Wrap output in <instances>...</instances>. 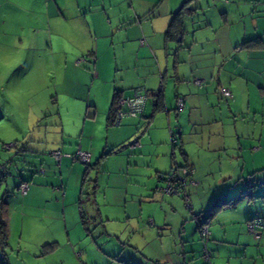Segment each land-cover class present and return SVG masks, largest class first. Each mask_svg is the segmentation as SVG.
Returning <instances> with one entry per match:
<instances>
[{
    "label": "crops",
    "instance_id": "obj_1",
    "mask_svg": "<svg viewBox=\"0 0 264 264\" xmlns=\"http://www.w3.org/2000/svg\"><path fill=\"white\" fill-rule=\"evenodd\" d=\"M9 1L26 19V24L22 20L14 27L18 37L12 46L14 55L31 60L32 70L42 66L44 76L53 70L57 93L75 100V118L80 120L74 132L61 124L62 136L56 143L22 137L16 140L18 150L11 149L10 155L18 156V168L26 170H16L13 189H0L8 207L9 235L2 251L9 264H42L46 259L43 264H66L68 260L83 264L79 258L88 259L86 240L92 233L82 205L84 166L68 157L57 164L50 153L81 148L90 152L92 161L100 151L97 169L107 155H116L105 153L107 148L127 141L143 125L142 137H136L140 144H127L131 151L138 148L139 154H126V162L115 169L119 173L131 166L137 173L136 168L143 167L146 190L152 186L157 194L143 201L148 217L134 224L136 231L129 227L128 207L124 219L107 218L122 224L128 236L136 233L143 241L152 240L153 245H142L147 248L142 259L153 264L159 260L186 264L183 255L188 257L199 245L194 243L196 235L202 242L213 237L222 242L235 240L238 246L243 242V256L248 248L252 251L247 259L264 256L262 245L253 246L252 234L245 228L250 217L264 218V186H253L252 197L244 194L251 178L264 176V0ZM176 14L180 29L168 35ZM80 59L85 60L77 64ZM197 79L205 84L197 86ZM219 83L229 88L232 101L221 98ZM161 86L163 107L156 109L153 92ZM138 89L152 93L142 114L125 116L113 128L107 118L114 94L130 97ZM177 96L184 100L181 110H176ZM58 103L63 122L62 111L70 112L72 101L58 99ZM98 123L101 129L96 135ZM172 130L180 141L177 150L167 143ZM258 146V151L251 150ZM174 161L196 169L188 191L193 210L208 211L207 238L180 200L156 190L162 183L157 174L168 171ZM34 162L39 166L29 172ZM40 167L45 168L44 174L38 173ZM209 177H220L223 182L208 191ZM21 180L28 181L25 195L16 189ZM15 230L18 241L13 243ZM119 231L101 234L107 240L113 235L120 240ZM254 238L264 244V228ZM27 240L34 243L23 244ZM49 243L56 245L41 257L35 255ZM57 255L68 258L57 261Z\"/></svg>",
    "mask_w": 264,
    "mask_h": 264
},
{
    "label": "rangeland",
    "instance_id": "obj_2",
    "mask_svg": "<svg viewBox=\"0 0 264 264\" xmlns=\"http://www.w3.org/2000/svg\"><path fill=\"white\" fill-rule=\"evenodd\" d=\"M17 12V10L12 8L9 0H0V157L4 160V163H7V169L10 173L8 176L6 175V185L2 186L3 189L7 190L13 189L14 187L12 178L16 181V170L22 168L26 170V168H18L20 166L18 164V156L12 155L13 160L11 162L7 160L8 156L12 152V147L4 150V148H2V143L8 144L14 141L17 144L16 140L21 141L22 137H35L48 142L56 143L62 136L60 131L61 124H64L66 127H71L70 132H74V126L76 123H80V120L75 118V100L64 97L60 92L57 93L59 84L56 83V76L52 74L53 70H51V74L49 76H44L43 70L41 69L42 66L34 64L36 65L34 67L35 70H32L31 62H29L31 60L28 61V58L25 57L26 61H22L20 59L24 56L23 54H19V56L14 55L15 52L12 50V46L13 44H16L15 42L18 39L17 33L14 31V27H17L19 22L22 20L23 23L26 24V19H22V15H19ZM81 91L82 90H79L80 94ZM58 99L59 101H67L68 104L72 101L70 112L62 111V116L64 117L63 122L60 120L61 114L58 113ZM98 124L96 135H99L101 129V124ZM143 126L140 127V132L146 128ZM77 127L79 128H75L76 131L81 128L80 125ZM139 131H136L133 136H131L127 141L122 142V144H117V146L113 149L112 147L107 148L105 153L108 154L114 152L116 155L111 157V154L107 155L108 158L103 161L104 163L101 161V166L97 169H95L97 162L95 160H99L102 156V152L99 151L97 158H94L93 156V167L89 175L86 177L82 196V205L87 226L91 229L92 233L91 237L88 236L89 239L86 240L88 244L87 250L89 252L88 259H86L84 255L79 258L83 264H153L141 257L142 253H144L147 249L144 248L146 246L143 247L142 245L145 242L150 243L148 245H153L150 238L143 241L141 238H138L139 235L136 233H131V235L128 236L127 234H124V227L122 224L107 221V218L119 220L124 219L123 213L126 212V208L128 207L127 215L131 217L129 227L136 231L138 227H135L134 224L139 222L140 219H144L145 221L148 217V213L145 210V203L143 201H146V196L151 197V195L157 194V192L152 191V186L148 185L146 190V181L148 178L145 174L147 171H145L143 167H139L138 169L136 168L137 173L134 171V167L131 166L120 170L119 173L115 169L116 165L126 162V154H139L138 148L131 151L127 145L133 142L136 137H142ZM141 139L143 140V138ZM167 143L169 144L170 149L177 150L172 146L170 138H168ZM13 148L14 150H18V144ZM37 166H39V164L36 165L34 162L33 167L30 168L29 172H33L32 170ZM163 169L167 170V166ZM97 174L98 185L95 193H93V182ZM13 176H15V178ZM127 182H130V185H128ZM208 182L210 183L209 189L207 188L208 191H213L214 188H218V184L220 185L223 182V179L220 177H209ZM254 184L258 185V187L264 186V176H255V178H251L250 186ZM252 188L254 189V187ZM68 197L69 193L67 194V198ZM171 198L180 200L182 205L185 206L183 200L179 197L171 196ZM186 212L189 217H191V214L187 209ZM111 224H116L118 227H113ZM104 230H108L110 232L112 230H121L117 234L120 240H118L113 234V236L108 237L109 239L107 240L106 234H101ZM16 232L17 230L13 232V243L18 241ZM142 235L143 234L141 233V236ZM177 237L178 236H176V238ZM254 237L256 236L252 234V245L255 247H260L262 245L260 249L261 253L264 254V244ZM242 239L243 238H241L240 241H242ZM30 242L31 244L34 243L33 241L27 240V242H24L23 244H28L29 246ZM194 243H198L199 245L195 246L196 248L192 251V254L189 252L188 257L186 254L183 255L184 263L189 264L195 260V264H208L201 258L203 242L198 235H196ZM165 244L170 248V245L167 244V242H164V245ZM191 244L192 242H190V245ZM239 244L240 245L238 246L235 240H226L222 242L214 237L209 238L206 241V246L211 254L210 264H255L256 258L258 259V264H264V256L259 257L257 255L258 252L255 253L257 257L253 256V259L245 258L250 256L252 251L248 248L246 256L244 257L243 246H241L243 242H240ZM84 245L82 244V246ZM14 247L16 246L14 245ZM42 250L43 247L41 246L35 255H42ZM105 253L110 256L108 257ZM0 256H4L1 245ZM37 256L36 259L38 258ZM62 256L57 255L55 258L57 261L62 259L65 261V258H68L64 255ZM114 257L116 259H114ZM117 258L119 261H117ZM46 260L41 263H45ZM65 263L73 264L71 260H68ZM154 264H166V262L159 260V263L155 261Z\"/></svg>",
    "mask_w": 264,
    "mask_h": 264
},
{
    "label": "trees",
    "instance_id": "obj_3",
    "mask_svg": "<svg viewBox=\"0 0 264 264\" xmlns=\"http://www.w3.org/2000/svg\"><path fill=\"white\" fill-rule=\"evenodd\" d=\"M180 17H178V14L174 15L171 22H170V25L168 27V31H167V34L170 35L175 29H180ZM178 27V28H177ZM199 79L195 80V84L197 86H203L205 83L204 81L201 83V84H198V81ZM201 80V79H200ZM222 85L219 83L218 84V87H217V90L221 96L222 99H225L226 101H232V98H228L226 96H224L221 92H220V87ZM120 98V95L119 94H114V100H113V104L109 110V113H108V118H107V121H108V124L109 125H114L113 121H114V118H115V115H116V112H117V107H116V103H117V100ZM153 98L155 99V108L156 109H160L162 108L163 106V96H162V86L159 88L158 91H154L153 92ZM178 99H181L182 102H183V105L181 108H178L177 106V101ZM184 107V100L183 98H179L177 96L176 98V110H181L182 108ZM173 133V136L175 137V141L172 142L171 139H170V142L172 144V146L175 148L177 146L180 145V141H178V136L176 135L175 131L172 130L171 131ZM14 142V141H13ZM15 143V142H14ZM4 145L5 143H2V148H4ZM17 144L15 143V146ZM14 149V148H12ZM260 149V147H256V150L254 148H252L251 150L252 151H258ZM4 150H6V148H4ZM8 150V149H7ZM56 150V149H55ZM61 150V149H60ZM54 151V150H53ZM63 151V150H61ZM76 151V150H75ZM75 151L74 152H66V153H70L72 155L75 154ZM64 152V151H63ZM52 153V151H51ZM50 153V154H51ZM71 159V158H70ZM9 162H11L13 160L12 158V155H10V157H8ZM73 161V159H71ZM57 163V162H56ZM7 163H4V160L0 157V189L3 185L6 184V180H7V176L10 174L8 169H7ZM59 164V163H57ZM84 180H86V177L87 175H89V173L91 172L92 170V161H91V154H90V163L89 165H84ZM174 166H177V167H185L187 168L188 170H191L192 173H190L189 175H187L185 178H186V183L183 187V189L180 190V194L179 195H173V196H177V197H180L183 202H184V205L186 207V209L189 211V213L191 214V217L193 218V220L195 221L196 223V227L197 229L199 230L200 234H201V231H200V227L203 225V224H208V228L210 227V221H209V216L207 214L208 211H205V212H199L197 213L195 210H193L192 208V204H191V200H190V193L188 191V186L193 182V179H194V174H195V167L190 165V164H178L176 161H174L170 167V169L168 170V172H165V173H158L157 174V178L159 181H161L162 183L160 185H157L156 187V190L157 191H160L163 195H168V194H165L164 191L162 190V188L164 187L165 183H166V176L169 174V172L171 171V169L174 167ZM40 169H43L44 172H45V168L43 167H40L38 169V173H40ZM40 174H44V173H40ZM7 175V176H6ZM97 181L94 180V184H93V193H95V190H96V183ZM182 182V181H181ZM21 183H26L28 185V181L26 180H21L16 189H17V192L20 194V195H25V194H22L21 191L19 190V185ZM29 186V185H28ZM253 186H257V185H249L248 186V189L247 191L244 193L246 194L247 196H250L252 197V190H253ZM83 193V191H81V194ZM184 195H187L188 196V201L186 202L185 199H184ZM172 196V195H171ZM81 201V199H80ZM7 203L5 201V199L3 198V196L0 195V245L2 248H4L7 244V239H8V235H9V228H8V216H7ZM253 220H257L261 223V228H264V218H261L259 216H253V217H250L245 223L249 222V221H253ZM259 229V230H260ZM246 230L249 231L246 227ZM251 234L255 235L253 232H250ZM256 236V235H255ZM258 237V236H256ZM55 243H49V244H45L43 245V250H42V254L43 253H46L50 250H52L54 247H55ZM203 251H207L209 253V257L207 260H205L207 263L209 262L210 263V258H211V254L210 252L208 251L207 249V246H206V241H203V250H202V258H203ZM204 259V258H203ZM0 264H9L8 260L6 259L5 255L4 256H0Z\"/></svg>",
    "mask_w": 264,
    "mask_h": 264
},
{
    "label": "built area",
    "instance_id": "obj_4",
    "mask_svg": "<svg viewBox=\"0 0 264 264\" xmlns=\"http://www.w3.org/2000/svg\"><path fill=\"white\" fill-rule=\"evenodd\" d=\"M83 60L85 59H80L78 60L76 63L80 64ZM198 84H201L203 82V80H198L197 81ZM220 92L228 97V98H232V93L229 90V88L225 87V86H221L220 87ZM152 95V93L144 90H136L135 93L130 96V97H120L117 100L116 103V107H117V112L114 118V125H119L122 118L125 116H140L143 112V108L145 105L146 100ZM183 105V102L181 99H178L177 101V106L178 108H181ZM170 139L172 142H174L176 139L173 136V133L170 132ZM140 144V140L139 139H135L133 142L130 143L131 147H135L137 145ZM9 147H15V143L11 142L8 144L4 145V148H8ZM52 157L55 159L56 162H60L62 157H68L71 158L73 160L79 161L80 163L86 165H89L90 163V152L86 151V150H82L81 148H77L75 151V154L72 155L70 153H66L61 151L60 149H56L54 151H52L51 153ZM40 173H44L43 169H40ZM190 173H192L191 170H188L185 167H177L174 166L171 171L169 172V174L166 176L167 180L166 183L164 185V187L162 188V190L164 191L165 194L168 195H179L180 194V190L183 189L185 183H186V176L189 175ZM182 181V182H181ZM28 189V185L26 183H21L19 185V190L21 191L22 194H25L27 192ZM184 199L187 202L188 201V196L184 195ZM246 227L250 232L255 233L256 236H258V232L259 229L261 228V223L257 220H253V221H249L246 223ZM200 231L202 234V237L207 238L208 234H209V228H208V224H203L200 227ZM209 257V253L207 251L204 252L203 254V258L205 260H207Z\"/></svg>",
    "mask_w": 264,
    "mask_h": 264
}]
</instances>
